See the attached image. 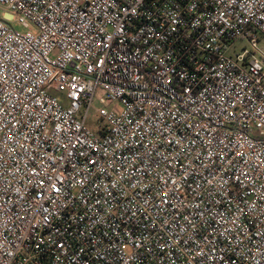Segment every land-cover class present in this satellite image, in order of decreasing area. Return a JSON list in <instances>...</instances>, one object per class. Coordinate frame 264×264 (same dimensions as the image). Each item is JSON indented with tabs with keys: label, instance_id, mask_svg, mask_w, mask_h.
Wrapping results in <instances>:
<instances>
[{
	"label": "built area",
	"instance_id": "obj_1",
	"mask_svg": "<svg viewBox=\"0 0 264 264\" xmlns=\"http://www.w3.org/2000/svg\"><path fill=\"white\" fill-rule=\"evenodd\" d=\"M1 9L0 264H264V0Z\"/></svg>",
	"mask_w": 264,
	"mask_h": 264
},
{
	"label": "rangeland",
	"instance_id": "obj_2",
	"mask_svg": "<svg viewBox=\"0 0 264 264\" xmlns=\"http://www.w3.org/2000/svg\"><path fill=\"white\" fill-rule=\"evenodd\" d=\"M4 13V10H0V14H3ZM16 29H19V27L17 26V25H13ZM262 42H263V40H262ZM243 46H246L247 47V45H246V43H242V44H240V50H241V48L243 47ZM99 119H98V117L95 115V114H91L90 115V118H89V121H88V125H89V127L92 129V130H97V127H98V123H99Z\"/></svg>",
	"mask_w": 264,
	"mask_h": 264
}]
</instances>
